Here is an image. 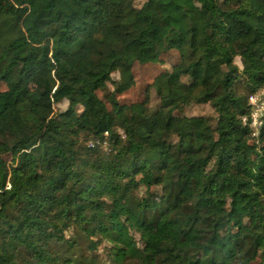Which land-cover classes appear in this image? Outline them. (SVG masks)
<instances>
[{
	"label": "trees",
	"instance_id": "16d2710c",
	"mask_svg": "<svg viewBox=\"0 0 264 264\" xmlns=\"http://www.w3.org/2000/svg\"><path fill=\"white\" fill-rule=\"evenodd\" d=\"M176 1L0 0V264H264V0Z\"/></svg>",
	"mask_w": 264,
	"mask_h": 264
},
{
	"label": "rangeland",
	"instance_id": "374dc122",
	"mask_svg": "<svg viewBox=\"0 0 264 264\" xmlns=\"http://www.w3.org/2000/svg\"><path fill=\"white\" fill-rule=\"evenodd\" d=\"M235 1V0H234ZM12 4L17 8L20 16H21V21L23 24H30L36 13L40 10H42L47 2V0H11ZM251 4L254 7L259 6L258 0H251ZM193 6L192 2L189 0H177L175 3L172 4H166L164 2H156L154 5V8L157 13L165 15L169 19V23L171 26H173L177 31H182V26L181 23L179 22L178 19V11L182 8H190ZM169 29L167 27H162L159 28L158 33L160 36L165 37L168 33ZM237 66H240L239 60H236ZM161 67L164 69H169L170 64L168 62H162ZM157 69H152V68H141L137 67L135 69V72L138 77V85H137V90L130 92L128 94H125L122 98L121 101H127V102H134L136 101L137 98V93L139 90V86L142 85V83L145 82H150L149 79L152 78L153 76L156 75ZM112 80L114 82L118 81V76L114 75L112 76ZM67 95V94H65ZM46 104L51 105L52 100L48 97L45 98ZM53 105V104H52ZM65 106V101H62L60 104H58V109H62ZM157 121L160 125L164 126L166 123V115L165 114H160L157 118ZM105 150V149H104ZM106 151V150H105Z\"/></svg>",
	"mask_w": 264,
	"mask_h": 264
},
{
	"label": "built area",
	"instance_id": "2783aa9c",
	"mask_svg": "<svg viewBox=\"0 0 264 264\" xmlns=\"http://www.w3.org/2000/svg\"><path fill=\"white\" fill-rule=\"evenodd\" d=\"M249 107L250 113L242 119V122L244 125H249L257 133L264 126V92L250 97ZM122 135L120 132L119 136Z\"/></svg>",
	"mask_w": 264,
	"mask_h": 264
}]
</instances>
